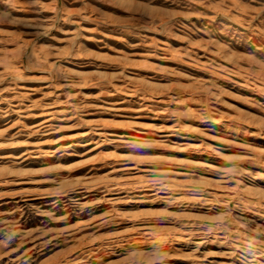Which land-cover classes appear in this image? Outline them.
Instances as JSON below:
<instances>
[{
	"label": "rangeland",
	"instance_id": "obj_1",
	"mask_svg": "<svg viewBox=\"0 0 264 264\" xmlns=\"http://www.w3.org/2000/svg\"><path fill=\"white\" fill-rule=\"evenodd\" d=\"M0 264H264V0H0Z\"/></svg>",
	"mask_w": 264,
	"mask_h": 264
}]
</instances>
